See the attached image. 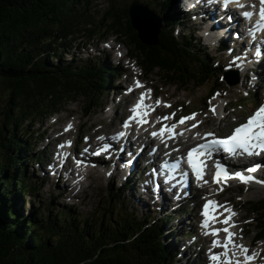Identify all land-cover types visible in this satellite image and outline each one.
<instances>
[{"label":"trees","instance_id":"obj_1","mask_svg":"<svg viewBox=\"0 0 264 264\" xmlns=\"http://www.w3.org/2000/svg\"><path fill=\"white\" fill-rule=\"evenodd\" d=\"M96 1L0 0V264H197L179 263L181 249L171 241L172 232H165L166 216L155 219L126 207L119 213L105 207L94 223L73 214L70 206L53 209L45 202L31 205L29 214L16 207L22 196L41 190L38 177L27 175L24 160L33 154L27 153L28 140L18 129L37 141L40 135L30 131L31 125L79 97L87 99L85 112L100 107L112 76L121 74L105 57L65 59L81 32L93 35ZM116 4L112 0L103 13L106 32L127 37L129 55L145 74L157 70L182 87L220 80V67L200 37L174 32L180 20L189 23L188 13L178 11V17L170 8L159 13L158 43L147 46L131 27L128 5ZM127 186L114 192L116 203L124 204L119 190ZM248 205L255 215L254 237L264 239V198Z\"/></svg>","mask_w":264,"mask_h":264},{"label":"rangeland","instance_id":"obj_2","mask_svg":"<svg viewBox=\"0 0 264 264\" xmlns=\"http://www.w3.org/2000/svg\"><path fill=\"white\" fill-rule=\"evenodd\" d=\"M111 1L112 0H97L95 2L93 9H91L94 24L90 25V27L94 28V33H90L93 35L90 36L86 35V32H81L77 39L72 42V55L67 54L65 59L78 62V60L84 58L105 57L113 66L118 65L123 72L120 75L114 74L112 76L109 88L103 93V102L100 107L85 112L84 106L87 102L85 97H79L76 101L68 102L60 111L52 113L49 116H44L39 119L37 123L30 126V131H37L40 135L37 141L30 138L26 132L24 135H21L24 131L21 128L18 129L20 136L28 140V148L31 149V151L27 153L29 155L33 154L31 157H27L24 160L28 166L27 175H33L32 177H35V180L38 177L41 190L36 195L22 196L20 201L16 203V207L22 209L24 214H29L32 212L31 205L38 207V205L43 204L44 206L45 202H49V205L53 209H62L64 206H70L73 214L81 218L94 220V223L99 222L102 218V213L106 210L105 207L108 210L109 208L115 209V213L116 211L119 213V211L125 210L124 208L126 207L128 211L134 210V213L137 215L150 214L155 219L166 216L168 217V221H166L164 225V227H166L165 232L169 234L172 232L171 241L175 245L181 247L184 255L183 258L181 256L182 260L179 261V263L185 262L186 258H188V262L193 261L197 263L200 257V261H203L202 264H207L209 261L205 249L209 246L210 242L208 241L205 248H202L200 243L192 242V237H190L196 234L193 230L194 225L190 226L192 220L193 223H195L193 217L195 215L194 213L198 211V206H193L195 200L193 202L191 200L190 202H183L165 207L164 205H160L159 201L156 202L154 200L153 193L149 194L150 200H148L147 197L144 198L141 194V182L145 180L143 177V172L145 171L144 165H139V170H134L131 174H129V171L128 173L126 172L127 167L125 165H120L115 174H108V177H113V181H110L106 176L96 177L94 174L89 175L84 178L85 182H83V186H85V188H79L73 184L74 193H70L64 186L67 179L68 182H72L73 179L70 180V178H66L67 175L64 176L61 172L60 175L58 173V176L55 174L51 175V173L48 172L50 169L48 170V167L46 168L45 165H41L46 160L50 162V160L54 158L52 154L53 151H55L58 148L57 145H61V141H63V136L60 139H55L54 136L57 134H64L63 131L67 125L66 122L77 124L71 136L73 137L72 139L75 138L76 140L74 147L78 148V150L80 149V152L86 146V142L89 139L94 140L97 138L100 132H115L120 127L121 121L125 119L133 100L140 91H137L136 94H130L129 100H121V98H123L122 89L125 88L126 83L133 86V84L137 82L136 80L142 82L146 85V88L154 92L156 98L162 99L160 104L164 109L162 113L170 114L171 112H176L178 115H182L192 111H198L200 121L202 122L200 132L204 130H213L216 134L227 133L234 124L242 120L258 105L250 92L252 88L257 97L261 99V102L263 101L264 82L261 84V79H258V77L255 76L256 74L249 70H245L240 62L239 64L244 69L241 67L242 72L240 71L238 73L239 82L235 85L229 84L225 78H223L221 83L220 80L216 81V79L212 77L201 86H196L191 82L182 87L181 84L176 85L171 82L169 78H165L157 70L145 74L141 66L138 65L139 63H137L136 57L129 56L130 46L126 41L127 37L122 34L106 32L107 21L103 20L102 16L104 11L108 9ZM131 1L132 0H117L116 4L115 0V4L122 7L123 5H129ZM143 1H145L144 3H147L146 5H149L157 14L170 8L171 14L175 16L178 15V17L181 15L178 12V8H182L183 4L175 2V0H170V2L169 0H140V2ZM169 4L170 7H168ZM191 20L199 23L198 18L193 16L189 18V23H186V18L185 20L183 19V21L180 20L176 24L175 34L179 36L183 33L187 35L192 33L191 36L196 39L199 38L200 33L201 37L198 40L202 45L208 48L209 55L215 58L213 62L220 67L218 75L222 74L220 72L224 65L227 68L225 69L227 70L226 74L230 76L229 80H233L237 75H230L228 73L233 70L237 71L238 68L236 64H231L230 61L233 57L229 56V51L224 53L216 48L217 42L212 41V39L208 41V39L196 29H199V27L193 26L195 24L192 23ZM194 29H196V31ZM227 44L228 48L234 45V50L237 49L234 40L233 43ZM224 48H226V45ZM118 57H121L120 61H118ZM233 61L237 62V60ZM257 72L264 74V59L261 60L260 69H258ZM241 74L244 76L242 77ZM227 75H225V77H227ZM216 82L219 85L216 86ZM165 103L171 105V108L167 109V107L164 106ZM210 105H217L215 106L214 113L209 110ZM222 113L224 114L223 119L218 116ZM68 139H71V137H68ZM78 140L79 144L77 143ZM150 146H152V142H148V147L146 148L147 152ZM38 155L42 156V159L39 161L37 160ZM97 162L102 166V161H95L93 163ZM260 173L261 176L264 177V167ZM123 182H127L128 185L127 189L123 188L119 190L120 199L121 201L124 199V204L120 202L116 203L117 198L114 197V192ZM130 182L134 183V185ZM237 197H239V199H237ZM263 198L264 187L251 188L244 184L234 185L226 191L225 195L223 194V200H230L233 208L237 211L239 221L234 230H236L235 236L238 237V243L245 247L252 242L253 244L252 247L249 248V251L254 253L264 250V241L253 242L255 233L253 226L255 221L253 217H255V215L251 212L248 203L257 202ZM147 201L148 203L146 204ZM185 208L190 209L191 214H186L184 212L186 210ZM93 217L96 218L93 219ZM106 219L107 218L104 216V220ZM168 240H170V238ZM199 250L201 252H199ZM236 251L239 252V250ZM195 254H199V256H195ZM238 257L242 259V254H239ZM250 262L252 263V261ZM261 262L264 264V253L262 254Z\"/></svg>","mask_w":264,"mask_h":264},{"label":"snow or ice","instance_id":"obj_3","mask_svg":"<svg viewBox=\"0 0 264 264\" xmlns=\"http://www.w3.org/2000/svg\"><path fill=\"white\" fill-rule=\"evenodd\" d=\"M208 3H216L217 0H207ZM219 4L227 9L230 3H234L238 8H244L245 5L241 0H218ZM250 7H255V5H250ZM256 16L255 21L249 26V35H254L258 32H264V0H259V8L253 11H242L240 16L245 20H251L253 16ZM229 21L232 17L229 15ZM137 87H142L139 81L136 82ZM127 91L131 92L132 89ZM151 90L140 92L139 97L136 99L129 109L130 115L123 121V127L129 128L131 123L134 122L137 126L145 124L148 122L147 117L155 109L152 105L147 103L150 98ZM155 104L159 106L161 100L156 98ZM165 107H170L167 103L164 104ZM209 110L213 113L215 112V106L210 105ZM174 115V114H171ZM195 117V113L189 116H181L177 124L183 125L186 121H189ZM170 117H160L161 120H167ZM199 121H197V124ZM72 127L71 123L65 126V131L70 130ZM192 127H196L193 124ZM175 124L171 125H161L158 132H152V136H157L158 134L164 136L168 134L169 136L174 135ZM117 137H124L125 132L121 131L116 134ZM205 137L208 139L204 140L203 143H198L195 146L188 149L186 154L187 165L191 169L192 175L197 181H201L204 176L205 169L207 168L206 159L213 156L214 153L223 151L229 156L232 155H247V156H257L264 153V103H261L252 113L249 115L243 123L238 124L231 130L230 135L223 137H218L213 132H206ZM103 139V138H98ZM66 144L70 145V141H66ZM58 148L63 147V145H57ZM109 147L108 144H104L101 150H105ZM99 154V153H95ZM63 160L61 161V165ZM259 165H253L252 167L246 168L243 171L229 172L225 165L219 161L213 164V174L212 183L213 184H224L230 178H237L241 183L248 184L254 182L257 184L264 185V180L257 179L252 175ZM204 183H207L205 180ZM217 191H222V188H218ZM239 199V197H237ZM222 209V211H218ZM227 213V214H225ZM200 215L202 217L200 221V227L203 229L204 235H210L212 237L210 247L207 250V259L209 264H249L255 258V253L249 255L248 249L243 245L236 244L233 240L235 233L231 231L234 227V221H232V216L235 215L231 209L227 208L226 205H221L215 200H205L201 207ZM222 224L224 227H210V224ZM220 232L224 233L223 242L218 238ZM231 246L233 251L231 254L228 249ZM220 248L222 251L215 252L214 249ZM236 249L242 254V260L236 258Z\"/></svg>","mask_w":264,"mask_h":264},{"label":"bare ground","instance_id":"obj_4","mask_svg":"<svg viewBox=\"0 0 264 264\" xmlns=\"http://www.w3.org/2000/svg\"><path fill=\"white\" fill-rule=\"evenodd\" d=\"M177 1H180V3H184V0H177ZM175 2H176V0H175ZM259 8V6L257 7V9ZM198 22L199 23H197V22H194V24L195 25H193V26H197V27H199V31L201 32V34L206 38V39H208V41L210 40V39H212V41H217L218 39H220V38H223L224 40H228V37H229V33L231 32V30H230V28H231V24L229 25V23H227V24H225L226 25V32H227V34H222V26H221V24H222V22H221V20H220V18L218 17V16H216V17H212V18H207V19H205V18H203V17H199L198 18ZM239 22H241V20H239ZM219 35H221V37L219 36ZM202 36V37H203ZM236 47V46H235ZM227 48V47H226ZM226 48H224L225 50H226ZM263 45L261 44V50H260V52H259V54L256 56V60H257V58L259 57H261V54H262V52H263ZM229 52H230V50H229ZM244 56V55H243ZM248 56V58H249V55H248V52L245 54V57H247ZM252 58H253V56H251ZM234 62V61H233ZM237 66H239L240 68L243 66V64H242V66L239 64V62L237 61V62H234ZM243 68V67H242ZM244 69V68H243ZM245 73V72H244ZM255 74V73H254ZM131 83V82H130ZM120 85V84H119ZM146 86V85H145ZM141 91H139V93H140ZM134 92H132L131 94H133ZM153 95V94H152ZM219 105V104H218ZM215 106H217V105H215ZM220 107H221V105H220ZM223 107V106H222ZM171 108V107H170ZM217 109H218V107H217ZM220 109V108H219ZM151 114H153V112H151L149 115H151ZM168 122V121H167ZM75 124V123H74ZM75 125H77V124H75ZM168 125H169V122H168ZM155 127V125L152 127V128H154ZM65 129V128H64ZM149 129L150 128H148L147 130L149 131ZM183 129L185 130V132H190V130L186 127V126H184L183 127ZM65 131V130H64ZM64 131H63V133H64ZM75 131V130H74ZM211 131H213V130H211ZM184 132V133H185ZM72 133H73V131L72 130H70L69 132H65L64 134H60V135H55L54 136V138L55 139H60L63 135H68V136H71L72 135ZM95 134V133H94ZM150 135V134H149ZM147 136V139L145 140V141H143V140H140L138 143H139V146L140 145H142V149H141V153L139 154V155H137L136 157H133L134 155H133V153H132V155H131V151L133 150V148H134V145H133V143H132V141H128V142H126L125 143V146H124V148H125V151L124 152H118L117 153V155H115V158L113 159V158H111V160H113L112 161V163H111V165H110V167H109V169H106V168H104V167H102L101 165H100V163H93V164H90V163H88L86 160H85V155L84 156H79L78 158H82V160H77L78 161V163H79V171H78V175L76 176V182H75V184L74 185H76L77 187H79V188H85V186H83V182H85V180H84V177H86V176H89V175H95L96 177H101V176H106L107 178H109L110 179V181H113V177L111 176V177H108V174H115L118 170L116 169V168H118V167H120V165L122 164V163H125L126 165H128V170L127 171H129L130 173L129 174H131L132 173V171H134V170H138V168H139V165H140V163H141V159L142 158H144V159H146V158H148V156L150 155L147 151H146V147H147V141L148 142H150V141H155V139L154 138H151L150 136ZM216 135H219V134H216ZM190 137H193V136H190ZM73 137H71V139H72ZM75 139V138H74ZM110 139H112V138H110ZM66 140H68V139H66ZM113 140H115V138H113ZM178 140H182L181 141V143H184L186 140H187V138H183V135H181V136H179V138H178ZM75 144V143H74ZM64 147V149H66V145L65 146H63ZM221 152H222V150H221ZM55 153H61L60 152V150H55V151H53V153L52 154H55ZM157 155H159V156H156V155H154V160L155 161H159L160 160V158H162L163 156L161 155V154H157ZM133 157V158H132ZM149 157H151V156H149ZM169 158H171L170 156H168ZM49 159V158H48ZM51 161V160H50ZM48 160H46L44 163H47L48 164ZM130 162V163H129ZM50 163V162H49ZM156 165V164H155ZM54 169V167H52V169H50V171L51 170H53ZM74 169H76L75 167H74V164L73 163H71V162H69V164L67 165V166H62L61 167V169L59 170V175L61 174V173H63L62 175H64V176H66V175H72V171L74 170ZM61 172V173H60ZM188 172V171H187ZM143 175H144V178H145V184H143V187H142V190H143V192L144 193H147V191H148V189H149V184L152 182V180H153V178H151V175H150V173L148 172V171H146V172H144L143 173ZM263 177V176H262ZM264 180V179H263ZM141 181V180H140ZM113 183V182H112ZM64 186L70 191V193H74V191H73V184H72V182L70 181V182H68V179L66 180V182H65V184H64ZM151 187V186H150ZM254 187H264V185H261V184H257V183H255V185H254ZM151 193V192H150ZM191 195L190 196H192V197H190V196H188V198H191V199H194L195 201H194V206H196L197 204H198V197H197V195L195 196V191L194 190H192V192L190 193ZM142 196V195H141ZM147 199H149L150 200V197H149V195H147ZM148 202V201H147ZM139 203V202H138ZM166 204V203H165ZM167 211V210H166ZM199 215H198V213H196L195 214V218L196 217H198ZM193 225H194V227H195V223H193ZM247 247V246H246ZM204 253V252H203ZM206 259V258H205ZM260 261V257L259 256H256L255 255V258L252 260V264H254V263H258Z\"/></svg>","mask_w":264,"mask_h":264},{"label":"water","instance_id":"obj_5","mask_svg":"<svg viewBox=\"0 0 264 264\" xmlns=\"http://www.w3.org/2000/svg\"><path fill=\"white\" fill-rule=\"evenodd\" d=\"M128 14L131 27L136 31L138 39L147 46L156 45L162 28L161 17L154 10L137 0H132L129 3ZM225 80L231 85L237 83V80H229V77Z\"/></svg>","mask_w":264,"mask_h":264}]
</instances>
